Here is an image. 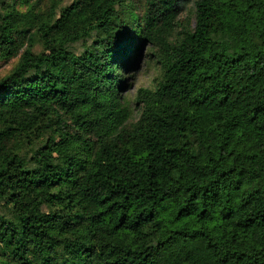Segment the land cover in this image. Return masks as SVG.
I'll return each mask as SVG.
<instances>
[{"label": "trees", "instance_id": "trees-1", "mask_svg": "<svg viewBox=\"0 0 264 264\" xmlns=\"http://www.w3.org/2000/svg\"><path fill=\"white\" fill-rule=\"evenodd\" d=\"M66 1L0 0V264H264V0Z\"/></svg>", "mask_w": 264, "mask_h": 264}, {"label": "rangeland", "instance_id": "rangeland-1", "mask_svg": "<svg viewBox=\"0 0 264 264\" xmlns=\"http://www.w3.org/2000/svg\"><path fill=\"white\" fill-rule=\"evenodd\" d=\"M71 0H67L66 4H69ZM187 19L191 26H194L195 20L192 17L191 5L189 11L180 16V22H184ZM75 49L81 50L78 47ZM15 61L8 63L0 62V76H3L12 66ZM158 76V68L156 66L155 56H151L150 50L147 44L142 46L140 54L136 57L134 67L127 73V82L125 88L122 90L123 97L129 102H133L136 91L139 88H150L153 85L154 80Z\"/></svg>", "mask_w": 264, "mask_h": 264}]
</instances>
